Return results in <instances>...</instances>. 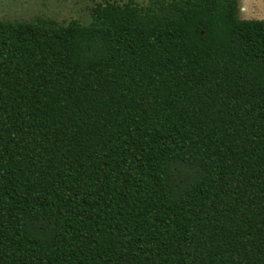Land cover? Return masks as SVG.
I'll return each instance as SVG.
<instances>
[{"label":"trees","instance_id":"16d2710c","mask_svg":"<svg viewBox=\"0 0 264 264\" xmlns=\"http://www.w3.org/2000/svg\"><path fill=\"white\" fill-rule=\"evenodd\" d=\"M0 264H264V19H0Z\"/></svg>","mask_w":264,"mask_h":264},{"label":"rangeland","instance_id":"374dc122","mask_svg":"<svg viewBox=\"0 0 264 264\" xmlns=\"http://www.w3.org/2000/svg\"><path fill=\"white\" fill-rule=\"evenodd\" d=\"M102 0H0V19L35 20L38 16L51 17L59 22L72 18L85 22L90 7ZM240 17L264 19V0H239Z\"/></svg>","mask_w":264,"mask_h":264},{"label":"crops","instance_id":"0c3cea01","mask_svg":"<svg viewBox=\"0 0 264 264\" xmlns=\"http://www.w3.org/2000/svg\"><path fill=\"white\" fill-rule=\"evenodd\" d=\"M239 5H240V2H239ZM243 8H244V6H242V7L240 6V9H243Z\"/></svg>","mask_w":264,"mask_h":264}]
</instances>
